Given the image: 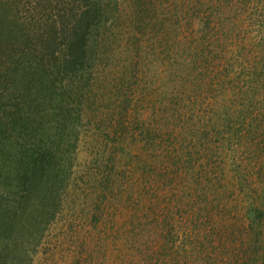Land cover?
I'll list each match as a JSON object with an SVG mask.
<instances>
[{
    "label": "rangeland",
    "instance_id": "1",
    "mask_svg": "<svg viewBox=\"0 0 264 264\" xmlns=\"http://www.w3.org/2000/svg\"><path fill=\"white\" fill-rule=\"evenodd\" d=\"M17 1L22 22H66L96 1L107 13L91 37L96 52L88 47L92 69L72 87L52 67L31 82L55 77L59 89L79 91L80 120L72 119L53 221L43 226L37 205L25 206L18 233L9 243L0 237V256L10 264H264V0ZM57 37L33 40L30 58L58 62ZM11 52L0 66H14L20 54ZM2 75L0 106L13 85ZM37 102L25 110L38 111ZM54 106L42 103L46 121Z\"/></svg>",
    "mask_w": 264,
    "mask_h": 264
},
{
    "label": "trees",
    "instance_id": "2",
    "mask_svg": "<svg viewBox=\"0 0 264 264\" xmlns=\"http://www.w3.org/2000/svg\"><path fill=\"white\" fill-rule=\"evenodd\" d=\"M0 5V56L6 57L9 51H18L21 56L11 58L14 66H0V72L8 77L2 75L1 81H13L15 84L19 81L22 85L27 82L21 89L13 82L12 87H4L2 91L8 100L0 106V186L4 189L0 195V237L9 243L18 233L17 224L25 206L28 212L29 207L31 209L34 204L37 205V211L32 214L43 226L53 221L69 176L67 141L70 142L71 133L75 129L73 120H80L77 110L79 105L73 100V95L79 91L75 88L71 91L59 89L55 77H50V81H43L44 84L40 87L33 86L32 83L39 82V72V77H43L52 67L62 73L59 82L67 83L64 87H72L75 78L84 75L83 68L92 69L96 62H93V57H88V47L93 46L96 52L95 40L91 41V37L107 12L96 1L80 11L76 9L69 13L66 22H22L18 16L17 0L0 1ZM57 28L60 40L56 47L60 44L58 51L61 53L58 62L53 57L50 64L47 59V67L44 55L37 53L32 54L35 58L33 62L29 50L32 41L38 38V41L43 42L45 36H51L55 41ZM98 50L100 53L99 47ZM36 54L41 56L40 60H36ZM71 71L74 72L73 75L69 74ZM91 76L88 77V85ZM14 88L16 95L8 96ZM36 101L38 102L33 107L38 111L25 110V104ZM44 102L47 105L52 102L55 104L51 110L53 115L49 114L53 119L48 121L42 109ZM3 147L7 150L3 151ZM7 167L8 173L4 177L2 171ZM9 262L11 260L8 257L0 256V264H10Z\"/></svg>",
    "mask_w": 264,
    "mask_h": 264
}]
</instances>
